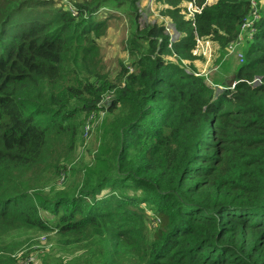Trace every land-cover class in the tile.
<instances>
[{
	"label": "trees",
	"instance_id": "obj_1",
	"mask_svg": "<svg viewBox=\"0 0 264 264\" xmlns=\"http://www.w3.org/2000/svg\"><path fill=\"white\" fill-rule=\"evenodd\" d=\"M155 1L184 34L170 48L162 27L138 36L134 0H0V264H32L25 248L51 234L82 264H264V4L220 90L182 60L196 38L233 43L250 0H208L193 23L187 0ZM116 12L144 47L132 40L138 58L113 85L92 58ZM109 91L95 170L66 167Z\"/></svg>",
	"mask_w": 264,
	"mask_h": 264
},
{
	"label": "rangeland",
	"instance_id": "obj_2",
	"mask_svg": "<svg viewBox=\"0 0 264 264\" xmlns=\"http://www.w3.org/2000/svg\"><path fill=\"white\" fill-rule=\"evenodd\" d=\"M55 1L60 2L68 8L71 3H84L89 0ZM134 1L135 4L131 7L130 11L136 13L138 16L136 23L139 29V37L143 36L144 30L151 26L162 27L163 32L168 26L173 28L175 31V39L184 35L177 31L168 13L163 11V9L169 8V6L155 0ZM255 1L259 3L260 12V9L263 7V1ZM184 5L183 3V7ZM116 13L117 19L110 22L106 29L99 34L96 39L98 52L92 58V60L95 61L96 68L113 85L119 83L120 77L124 73L132 72L131 64L138 58L136 53H131L130 51V49H136L135 46L131 45L132 40H134L136 45L144 47L139 37L136 39L131 38V34L134 32V24L131 19L125 13ZM181 14L184 16V19H186L185 13L181 12ZM242 36L244 37L245 34L243 33ZM245 49L246 46L237 44V42L225 46L224 48L212 43L210 49L203 50L202 53L196 56L193 55V49L191 52V56L193 57L192 60H182V63L187 67V70L194 71L205 78L213 88L222 90L229 87L231 89L233 87L236 70L242 63ZM123 79L124 77L122 81ZM114 96V91L106 93L100 104V110L95 115L89 116L82 122L79 132L75 136L74 144L71 146L69 141L65 144L66 159L69 165L66 167L71 169L76 168L82 172L86 169L95 170V158L101 157L105 148L110 143V134L113 129V117L108 114V105ZM68 181L61 178L57 179L55 185L45 189V192H49L51 189L55 191L61 190ZM145 212L150 217L151 214L148 211ZM58 244L59 242L57 238L54 237V234L34 237L31 243L25 248L27 249L32 246L29 250L32 254L29 262L32 264H41L45 257L50 256L51 264L55 262L60 264H82L75 263L79 253H76L75 250L65 251L60 249Z\"/></svg>",
	"mask_w": 264,
	"mask_h": 264
},
{
	"label": "built area",
	"instance_id": "obj_3",
	"mask_svg": "<svg viewBox=\"0 0 264 264\" xmlns=\"http://www.w3.org/2000/svg\"><path fill=\"white\" fill-rule=\"evenodd\" d=\"M199 2H200V0H187L185 5H184L183 12L186 15V19H188L191 23H193L195 21V17L197 15H199L201 13L202 9L206 5H208V3H209L208 0L204 1L203 3H199ZM70 11L73 12V9L71 8ZM259 19H260L259 3H258V1L250 0L249 14H248L247 18L245 19L244 23L239 27V32H238L237 38L233 43L237 42V44H243L244 46H246V43L251 41L253 38L255 26H256V23L259 21ZM243 33L245 34L244 37L242 36ZM164 34L169 37L168 47L170 48V45L173 42H175L176 40H178V39H175V37H174L175 31L173 28L168 26L164 30ZM233 43H230V44H233ZM194 44H195V47L193 50L194 56L202 53L203 50H207V49L211 48L209 41H206V40L203 41V40L198 39V38L195 39ZM103 98H104V96H103ZM99 110H100V108H99ZM92 115H95V114H91L90 116H92Z\"/></svg>",
	"mask_w": 264,
	"mask_h": 264
},
{
	"label": "crops",
	"instance_id": "obj_4",
	"mask_svg": "<svg viewBox=\"0 0 264 264\" xmlns=\"http://www.w3.org/2000/svg\"><path fill=\"white\" fill-rule=\"evenodd\" d=\"M263 1V0H262ZM264 4V3H263Z\"/></svg>",
	"mask_w": 264,
	"mask_h": 264
}]
</instances>
